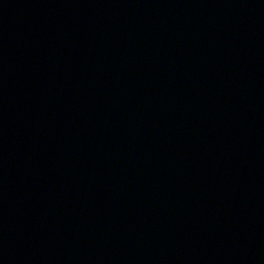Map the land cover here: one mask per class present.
Returning a JSON list of instances; mask_svg holds the SVG:
<instances>
[{
	"label": "water",
	"instance_id": "1",
	"mask_svg": "<svg viewBox=\"0 0 264 264\" xmlns=\"http://www.w3.org/2000/svg\"><path fill=\"white\" fill-rule=\"evenodd\" d=\"M0 264H264V0H0Z\"/></svg>",
	"mask_w": 264,
	"mask_h": 264
}]
</instances>
